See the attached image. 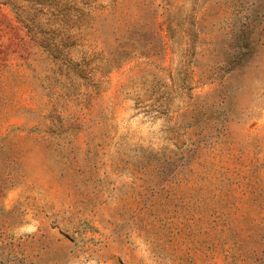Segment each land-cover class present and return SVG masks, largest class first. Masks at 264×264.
I'll list each match as a JSON object with an SVG mask.
<instances>
[{"label": "rangeland", "instance_id": "rangeland-1", "mask_svg": "<svg viewBox=\"0 0 264 264\" xmlns=\"http://www.w3.org/2000/svg\"><path fill=\"white\" fill-rule=\"evenodd\" d=\"M0 264H264V0H0Z\"/></svg>", "mask_w": 264, "mask_h": 264}]
</instances>
